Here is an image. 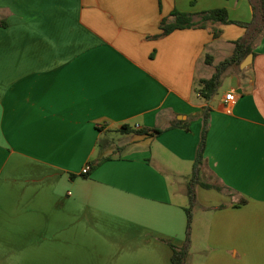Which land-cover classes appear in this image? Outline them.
Segmentation results:
<instances>
[{"label": "crops", "instance_id": "0c3cea01", "mask_svg": "<svg viewBox=\"0 0 264 264\" xmlns=\"http://www.w3.org/2000/svg\"><path fill=\"white\" fill-rule=\"evenodd\" d=\"M217 8L254 17L252 0H0V264H174L205 108L198 180L224 190L195 186L188 264H264V34L210 100L199 81L246 28L158 37L175 9Z\"/></svg>", "mask_w": 264, "mask_h": 264}, {"label": "trees", "instance_id": "16d2710c", "mask_svg": "<svg viewBox=\"0 0 264 264\" xmlns=\"http://www.w3.org/2000/svg\"><path fill=\"white\" fill-rule=\"evenodd\" d=\"M252 4L254 6V17L253 20L249 23L237 22L233 21L229 17L228 10L226 8H217L211 9L207 11H203L200 13H189V12H181L177 9L173 10V12L166 18H163L161 22L162 33L158 37H164L169 35L170 33L176 30L183 29H198V28H212V32L215 37L221 35L222 30L214 27L216 24L226 25V24H237L244 28H246V36L235 42V51L234 54L226 59L224 62L220 64L217 68L216 73L210 79H202L199 81L198 93L199 95L206 99L210 100L219 90L221 86V78L222 72L226 70L228 67L232 65H240L241 62L246 58L247 55L253 52V42L260 39L264 34V0H252ZM2 26H6V22H0ZM250 44V45H248ZM203 130L201 134V140L198 146L196 160L193 166V175L189 185L188 196L190 201V207L186 209L188 214L189 228L192 223V206L196 200V192L195 186L201 185L204 188L211 189L215 188L219 191H223L224 189L220 186L208 183H201L198 178L199 174L202 171V168L205 164V150L207 144V135L210 130V109L205 108L203 113ZM185 130L189 131V127L185 126ZM121 132H133L136 131L128 125H123L120 129ZM138 133H144L151 136L160 135L163 130L159 129H149L145 128L144 130H138ZM101 163L98 162L94 166H92L88 173L82 174L84 178H88L92 172L95 170L97 165ZM230 196H233V193H228ZM247 199H242L240 204H246ZM188 228V231H189ZM173 249V257L172 262L174 264H188L189 250H190V235L188 232V236L186 239V243L182 247H178L170 241H166Z\"/></svg>", "mask_w": 264, "mask_h": 264}, {"label": "rangeland", "instance_id": "374dc122", "mask_svg": "<svg viewBox=\"0 0 264 264\" xmlns=\"http://www.w3.org/2000/svg\"><path fill=\"white\" fill-rule=\"evenodd\" d=\"M227 77V76H225ZM191 177V176H190ZM212 179V177H211ZM192 225H191V230H190V236L191 238L194 239V242H197L201 239H203V234L202 232L199 231V219L197 216V210L196 209H192ZM190 243H191V239H190Z\"/></svg>", "mask_w": 264, "mask_h": 264}, {"label": "built area", "instance_id": "2783aa9c", "mask_svg": "<svg viewBox=\"0 0 264 264\" xmlns=\"http://www.w3.org/2000/svg\"><path fill=\"white\" fill-rule=\"evenodd\" d=\"M225 101L228 105L233 106L237 103V97L234 91L227 92L225 95ZM90 170V166L84 168L83 173L86 174Z\"/></svg>", "mask_w": 264, "mask_h": 264}, {"label": "water", "instance_id": "95a60500", "mask_svg": "<svg viewBox=\"0 0 264 264\" xmlns=\"http://www.w3.org/2000/svg\"><path fill=\"white\" fill-rule=\"evenodd\" d=\"M253 54H250L241 64V68H245L246 66H248L252 60H253Z\"/></svg>", "mask_w": 264, "mask_h": 264}]
</instances>
